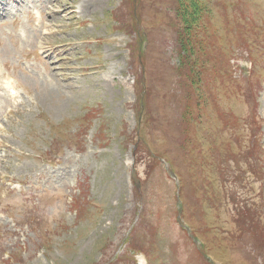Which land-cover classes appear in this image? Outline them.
I'll list each match as a JSON object with an SVG mask.
<instances>
[{
    "label": "rangeland",
    "instance_id": "obj_1",
    "mask_svg": "<svg viewBox=\"0 0 264 264\" xmlns=\"http://www.w3.org/2000/svg\"><path fill=\"white\" fill-rule=\"evenodd\" d=\"M200 5L183 41L173 0H0L20 16L3 29L28 35L0 30L3 62L23 64L14 45L33 46L40 9L57 72L40 84L17 70L18 107L0 88V264H264V0ZM192 58L196 83L183 77ZM232 151L246 184L225 169Z\"/></svg>",
    "mask_w": 264,
    "mask_h": 264
},
{
    "label": "trees",
    "instance_id": "obj_2",
    "mask_svg": "<svg viewBox=\"0 0 264 264\" xmlns=\"http://www.w3.org/2000/svg\"><path fill=\"white\" fill-rule=\"evenodd\" d=\"M178 15L181 18V21L183 23V29L186 32L187 35L192 34L194 31V28L197 25V20L199 19L198 13H200L201 5L200 0H176ZM188 42V41H186ZM182 46V45H181ZM183 51H188L190 54L193 53V50H187V47L183 44ZM198 74V70L196 68V61L193 59L188 64V69L186 72V75L189 77L188 79L190 82L198 80L194 79V77ZM188 93V92H187ZM186 98H189V94ZM255 171V170H254ZM227 173L231 175L234 178V181H236L239 185H242V177L241 175L235 174L234 171L227 170ZM255 173H258V171H255ZM235 198H238V194L235 192Z\"/></svg>",
    "mask_w": 264,
    "mask_h": 264
},
{
    "label": "bare ground",
    "instance_id": "obj_3",
    "mask_svg": "<svg viewBox=\"0 0 264 264\" xmlns=\"http://www.w3.org/2000/svg\"><path fill=\"white\" fill-rule=\"evenodd\" d=\"M14 1V0H13ZM6 3V2H5ZM3 9H4V11L7 9V4H6V6L5 7H3ZM2 9H0V27H2V26H5L6 24H7V19H9L11 16L13 17V16H15V14H14V8H13V10H11V12H9V16L7 17L5 14H4V11H1ZM3 12V13H2ZM32 16L31 15H29V20L30 21H32ZM12 22H13V24H17L18 23V18L16 17V18H13L12 19ZM35 30H38L39 31V28H36ZM11 35H13L15 38H16V35L15 34H11ZM17 39V38H16ZM18 42V41H17ZM14 46H16L17 47V45H14ZM39 47H42L41 45H39ZM4 48H6L8 51H9V49L6 47V43L4 44V45H0V51L1 50H3ZM34 49L32 48L31 49V51H33ZM38 59H40V58H38ZM45 62V61H44ZM3 65L5 66V67H9V66H7V64L5 63V62H3ZM18 68V66L16 65V66H14V69H17ZM8 83V85H9V81L7 82ZM8 85H7V87H8Z\"/></svg>",
    "mask_w": 264,
    "mask_h": 264
},
{
    "label": "water",
    "instance_id": "obj_4",
    "mask_svg": "<svg viewBox=\"0 0 264 264\" xmlns=\"http://www.w3.org/2000/svg\"><path fill=\"white\" fill-rule=\"evenodd\" d=\"M135 182H136V185H138V182H137V180H135Z\"/></svg>",
    "mask_w": 264,
    "mask_h": 264
}]
</instances>
